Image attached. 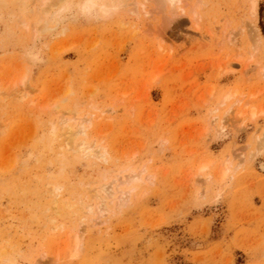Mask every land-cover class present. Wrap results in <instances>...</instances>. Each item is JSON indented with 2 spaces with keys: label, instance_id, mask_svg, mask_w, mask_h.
<instances>
[{
  "label": "rangeland",
  "instance_id": "1",
  "mask_svg": "<svg viewBox=\"0 0 264 264\" xmlns=\"http://www.w3.org/2000/svg\"><path fill=\"white\" fill-rule=\"evenodd\" d=\"M122 1L0 0V264H264V0Z\"/></svg>",
  "mask_w": 264,
  "mask_h": 264
},
{
  "label": "bare ground",
  "instance_id": "2",
  "mask_svg": "<svg viewBox=\"0 0 264 264\" xmlns=\"http://www.w3.org/2000/svg\"><path fill=\"white\" fill-rule=\"evenodd\" d=\"M57 1V4H60L62 0H56ZM92 3L96 4L99 6L100 10L105 14H111L112 12L114 13L117 9H119L121 6H122V3L123 1L122 0H118L116 1L117 4H116V8H114L115 6L112 4V2L109 0H90ZM164 3H167L171 9L175 10L177 7L175 5H179L178 3L180 2V0H162ZM43 4H45V2H43ZM47 4V3H46ZM172 6V7H171ZM176 7V8H175ZM251 11H252V15L253 16H256L257 13H258V0H252L251 1ZM115 10V11H114ZM176 11V10H175ZM56 14V13H55ZM41 19H45V22H44V25H42V31H48V30H51L52 27H49V21H50V18H46V16L44 15L43 18ZM255 25V24H254ZM55 28V27H54ZM250 28V27H249ZM255 29L256 31H258V29L256 28L255 26ZM254 30V29H253ZM260 32V31H259ZM257 35V36H256ZM254 36L256 37H259L258 41H260V43L262 42V37L258 36V34L256 33ZM253 37V36H252ZM262 44V43H261ZM261 44H258V45H261ZM22 82V84H26L27 80L26 78H22V80L20 81ZM238 92V91H237ZM235 93V92H234ZM231 94V92H229V94H227L225 96V100L224 101H227L229 99H231L232 97H234L236 94ZM242 93V92H241ZM238 94V93H237ZM8 95H14L13 99H20L22 100L23 98H25L27 96V92L25 91V87L23 88H20L18 90H14L12 93H8ZM6 95V96H8ZM241 95V94H240ZM240 95H237V96H240ZM258 95V94H257ZM251 97L254 96V95H250ZM250 97V98H251ZM253 98V97H252ZM4 97L3 95H0V100H3ZM247 100V99H246ZM246 102V101H245ZM244 102V103H245ZM243 106H245L243 104ZM247 106V105H246ZM246 108V107H245ZM245 108H242L244 110H246ZM252 111H251V117L253 119H256L258 116L261 115L262 113V110H260L261 112H258L256 111V108H251ZM249 109V110H251ZM247 112V111H246ZM245 111H239L238 115L240 117H245V115H247ZM63 118V117H62ZM73 118H63L62 120H60V124L66 128L68 127L69 128V131L66 133L67 135H65L66 137L65 138V141L63 142L65 145L69 146L70 148H72L74 151H76L82 158H88L89 160L92 159L93 157L95 158H105V154H106V151L103 150V149H98V151L94 150V143L92 142H88L85 138L82 137V139H79V141H77V138L79 135H83V134H86V131H87V128L89 127L90 123H91V119L88 118V119H81L78 123V129L76 130H72V124H70V121H72ZM74 120V119H73ZM85 121H88V124H84ZM56 127L57 126H54V133L56 132ZM77 127V126H76ZM67 128V129H68ZM75 129V127H73ZM87 136V135H86ZM260 140V139H259ZM67 147V148H69ZM76 153V154H77ZM94 159V158H93ZM106 159V158H105ZM91 161V160H90ZM207 166L206 165H201L199 170H204ZM262 167L264 168V164L262 165ZM138 175V174H137ZM138 177L135 176V175H131V176H128V179L123 181L124 183H130L132 182V180H135L137 179ZM132 184V183H131ZM53 187L52 189L56 190L54 193V196H57V192L58 190L60 189L58 186L52 184ZM103 190H106V189H103ZM126 191L122 192V195L126 194L125 193ZM59 193V192H58ZM109 193V192H108ZM112 196V195H111ZM102 198V197H101ZM118 198V197H117ZM105 199V198H104ZM119 199H120V204L122 203L123 205V201H127L124 197H120L119 196ZM128 199V198H127ZM89 208H92V207H89ZM107 209V208H106ZM105 206L102 205L99 206L98 210L99 212L103 213L105 210ZM91 211V210H90ZM76 241V240H75ZM73 256V255H72Z\"/></svg>",
  "mask_w": 264,
  "mask_h": 264
},
{
  "label": "trees",
  "instance_id": "3",
  "mask_svg": "<svg viewBox=\"0 0 264 264\" xmlns=\"http://www.w3.org/2000/svg\"><path fill=\"white\" fill-rule=\"evenodd\" d=\"M263 11H264V4L261 3V5H260V16H261V18H262V20H261V24H262V22H263Z\"/></svg>",
  "mask_w": 264,
  "mask_h": 264
},
{
  "label": "crops",
  "instance_id": "4",
  "mask_svg": "<svg viewBox=\"0 0 264 264\" xmlns=\"http://www.w3.org/2000/svg\"><path fill=\"white\" fill-rule=\"evenodd\" d=\"M261 197V196H260Z\"/></svg>",
  "mask_w": 264,
  "mask_h": 264
}]
</instances>
